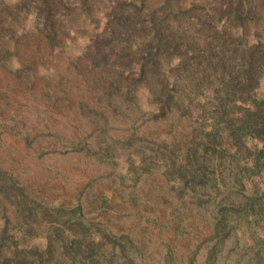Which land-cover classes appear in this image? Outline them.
<instances>
[{
    "label": "rangeland",
    "instance_id": "1",
    "mask_svg": "<svg viewBox=\"0 0 264 264\" xmlns=\"http://www.w3.org/2000/svg\"><path fill=\"white\" fill-rule=\"evenodd\" d=\"M0 264H264V0H0Z\"/></svg>",
    "mask_w": 264,
    "mask_h": 264
}]
</instances>
